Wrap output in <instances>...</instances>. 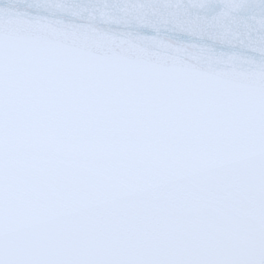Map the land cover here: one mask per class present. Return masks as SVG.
<instances>
[{"label": "snow or ice", "instance_id": "obj_1", "mask_svg": "<svg viewBox=\"0 0 264 264\" xmlns=\"http://www.w3.org/2000/svg\"><path fill=\"white\" fill-rule=\"evenodd\" d=\"M0 264H264V0H0Z\"/></svg>", "mask_w": 264, "mask_h": 264}]
</instances>
